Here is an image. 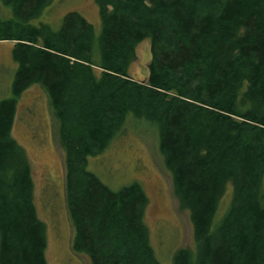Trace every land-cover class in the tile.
I'll return each mask as SVG.
<instances>
[{"label": "trees", "instance_id": "trees-1", "mask_svg": "<svg viewBox=\"0 0 264 264\" xmlns=\"http://www.w3.org/2000/svg\"><path fill=\"white\" fill-rule=\"evenodd\" d=\"M48 2L0 0L10 10L0 41L15 42L17 64L12 96L0 100V264H47L29 159L11 134L17 100L32 84L58 122L73 252L92 264H132L116 246L134 243L159 264L141 185L112 190L86 168L130 112L157 129L173 194L192 224L195 248L177 250L172 264H264V0H95L97 37L76 11L57 30L32 25ZM145 39L152 59L138 82L128 69Z\"/></svg>", "mask_w": 264, "mask_h": 264}, {"label": "rangeland", "instance_id": "rangeland-1", "mask_svg": "<svg viewBox=\"0 0 264 264\" xmlns=\"http://www.w3.org/2000/svg\"><path fill=\"white\" fill-rule=\"evenodd\" d=\"M70 11L81 14L93 26L95 37L98 36L101 22L95 0H49L31 24L45 23L57 30L63 16ZM9 16L10 10L0 4V18ZM14 43L0 41V100L12 96L11 85L17 68L12 58ZM135 53L128 73L138 82L146 81L152 59L149 39L139 42ZM94 71L98 74V69ZM90 104L93 102H85L86 106ZM69 105H73V100ZM133 118L129 112L102 151L87 157L86 168L112 190L133 182L141 185L148 197L143 220L154 257L159 264H172L177 250H194L192 224L188 212L180 209L173 194L171 174L158 150L157 129L144 119ZM74 121L75 125L79 123L78 119ZM11 134L24 147L29 159L33 201L39 219L45 224L47 264H92L86 253L71 250L73 231L65 204L58 122L51 115L48 96L41 85L32 84L18 98ZM231 196V190L223 195L219 216L228 208ZM116 248L125 257L131 256L132 264H148L140 256L137 244Z\"/></svg>", "mask_w": 264, "mask_h": 264}]
</instances>
